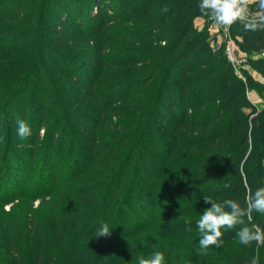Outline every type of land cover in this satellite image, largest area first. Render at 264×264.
<instances>
[{
	"label": "trees",
	"instance_id": "1",
	"mask_svg": "<svg viewBox=\"0 0 264 264\" xmlns=\"http://www.w3.org/2000/svg\"><path fill=\"white\" fill-rule=\"evenodd\" d=\"M212 26L199 0H0V208L50 198L63 217L36 230L32 263L35 243L10 231L11 264H137L156 251L166 264H248L255 245L238 228L203 254L195 224L204 197L243 204L264 187V108L254 115L251 78L223 45L213 51ZM230 33L264 68V29ZM11 183L23 193L6 195ZM253 222L264 227V215ZM102 224L114 255L92 240Z\"/></svg>",
	"mask_w": 264,
	"mask_h": 264
},
{
	"label": "clouds",
	"instance_id": "2",
	"mask_svg": "<svg viewBox=\"0 0 264 264\" xmlns=\"http://www.w3.org/2000/svg\"><path fill=\"white\" fill-rule=\"evenodd\" d=\"M253 6L256 9L253 10ZM201 13L218 28H230L233 24L242 25L245 30L264 29V0H199ZM17 133L25 139L31 135L30 126L23 120L17 121ZM204 202L211 207L204 209L195 221L200 234L199 249L206 254L210 247L219 248L223 244V232L238 228L236 237L240 244L255 245V254L248 264H260L259 249L264 246V227L253 222V213L264 215V187L254 192L249 189L243 204L233 199L217 202L211 197H204ZM190 219L185 220L187 230L191 231ZM107 224H102L97 238L109 236ZM137 264H166L165 255L160 251L149 257H140Z\"/></svg>",
	"mask_w": 264,
	"mask_h": 264
},
{
	"label": "rangeland",
	"instance_id": "3",
	"mask_svg": "<svg viewBox=\"0 0 264 264\" xmlns=\"http://www.w3.org/2000/svg\"><path fill=\"white\" fill-rule=\"evenodd\" d=\"M205 26L206 23L203 18L196 20L195 27L204 29ZM209 41L211 42V47L214 52H219L220 48L223 45L224 47L222 49L224 51V55L228 58L227 48L229 46V41L224 36L214 34L210 28ZM233 55L235 63L237 65L235 66L234 64V68L237 74L241 77L245 76L246 78L248 75L251 78L252 83L254 84V88L252 90H249L248 97L257 106L255 113L253 112L254 115H256L264 108V91L262 89V85L264 84V68H257L253 66L254 59L240 50H235ZM247 111H251V109H247ZM15 131L17 132L16 129ZM44 131V128H42L40 131L41 137L44 135ZM9 136L14 138V135L12 133H10ZM25 148V146H22V149ZM62 158L63 157L61 156L60 160H57L55 162V165L59 166L62 162ZM17 185L18 187L16 186V184L11 183L10 190L6 189L5 191L6 195H12L15 191V186L18 193L21 195L23 193L24 186H22L21 184ZM50 203V198H42L41 200L34 201L33 203H31V201L27 199H20L13 200L12 203H8L0 208V264H11L12 260L17 261L19 259V257L17 256V250L11 248V246L9 245L10 241H8V236L10 231H12V236H15V241L16 239H18L16 241V243L18 242V244L26 241V244L28 243L29 247H31L33 242L35 243L33 249L34 251H32L34 256L33 254L29 253V257L26 258V261L27 263L36 261V249L42 246V244L38 243L37 241L36 230L39 228H49L50 231L53 232L57 219H63L60 213H53V207ZM31 210L35 212L38 211L39 213H34V215L30 214ZM25 222L29 223L27 227L25 225ZM18 234L20 236H17ZM109 237H112L111 234L109 235ZM96 239H104L105 242L102 248L112 247L114 249L112 254L110 255H114V253L120 250V247L116 248L119 245V242L117 240H114L113 238H107V236L99 238H97L96 236L92 238V240ZM55 242V240H53V242L50 241L49 243H47V246L54 245ZM44 246L46 247L45 244ZM43 253L45 254L44 260H50L46 252ZM64 254L61 251V254L59 255V257H57L56 261L61 262L64 258ZM75 260L76 258H73V261Z\"/></svg>",
	"mask_w": 264,
	"mask_h": 264
},
{
	"label": "built area",
	"instance_id": "4",
	"mask_svg": "<svg viewBox=\"0 0 264 264\" xmlns=\"http://www.w3.org/2000/svg\"><path fill=\"white\" fill-rule=\"evenodd\" d=\"M211 31L220 36H224L228 41H229V46L227 48V56L230 59V61L236 65L235 60H234V51L235 50H240L237 45L235 44L234 40L232 39L231 33H230V28H218L215 25L211 27ZM260 57L264 59V51L261 52Z\"/></svg>",
	"mask_w": 264,
	"mask_h": 264
}]
</instances>
